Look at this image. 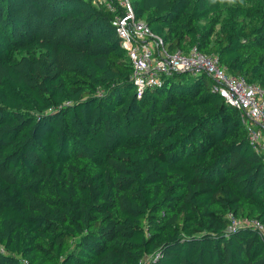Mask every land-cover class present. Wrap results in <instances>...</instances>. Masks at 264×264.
Wrapping results in <instances>:
<instances>
[{
    "label": "trees",
    "instance_id": "obj_1",
    "mask_svg": "<svg viewBox=\"0 0 264 264\" xmlns=\"http://www.w3.org/2000/svg\"><path fill=\"white\" fill-rule=\"evenodd\" d=\"M127 1L168 52L264 89V0ZM125 11L0 0V264H264L246 125L204 72L138 94Z\"/></svg>",
    "mask_w": 264,
    "mask_h": 264
},
{
    "label": "built area",
    "instance_id": "obj_2",
    "mask_svg": "<svg viewBox=\"0 0 264 264\" xmlns=\"http://www.w3.org/2000/svg\"><path fill=\"white\" fill-rule=\"evenodd\" d=\"M105 1V0H102ZM125 13L116 16L114 23L132 66L131 81L138 94L161 86L168 76L178 72L206 73L213 81L212 91L239 113L246 125L250 148L264 159V89L251 84L242 76L231 75L214 54L200 53L192 47L187 53L168 52L161 38L152 33L146 23L134 18L127 0H117ZM231 226H262L256 220L230 219Z\"/></svg>",
    "mask_w": 264,
    "mask_h": 264
},
{
    "label": "rangeland",
    "instance_id": "obj_3",
    "mask_svg": "<svg viewBox=\"0 0 264 264\" xmlns=\"http://www.w3.org/2000/svg\"><path fill=\"white\" fill-rule=\"evenodd\" d=\"M93 1V3H95L96 5H98V3H100V2H103L102 0H92Z\"/></svg>",
    "mask_w": 264,
    "mask_h": 264
}]
</instances>
